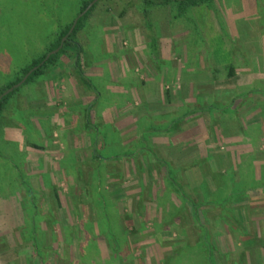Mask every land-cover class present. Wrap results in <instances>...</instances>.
Wrapping results in <instances>:
<instances>
[{"label":"rangeland","instance_id":"rangeland-1","mask_svg":"<svg viewBox=\"0 0 264 264\" xmlns=\"http://www.w3.org/2000/svg\"><path fill=\"white\" fill-rule=\"evenodd\" d=\"M83 1L0 0V93ZM211 4L183 12L174 3L99 0L75 46L8 99L0 237L9 244H0V264H224L218 253L236 257L246 241L263 264L264 0ZM106 57L120 66L111 70ZM231 88L230 99L217 100ZM234 94L243 96L234 102ZM216 100L233 107L221 111ZM192 112L190 125H176ZM139 148L147 150L143 194L124 163H95L100 153ZM148 150L169 164V180ZM35 209L34 240L25 221Z\"/></svg>","mask_w":264,"mask_h":264},{"label":"trees","instance_id":"trees-1","mask_svg":"<svg viewBox=\"0 0 264 264\" xmlns=\"http://www.w3.org/2000/svg\"><path fill=\"white\" fill-rule=\"evenodd\" d=\"M95 0H84L83 4L80 7V12L77 16V19L80 17V15L82 13H84L87 8L94 2ZM102 1V0H100ZM144 2H159V3H164V4H178L180 5V7L182 8V11L185 12L187 9L189 8H194V7H201V6H206L208 8H212V0H143ZM97 3L83 16L81 17L76 26L75 29L73 30V32L71 34L70 31L75 23L74 20L70 25H68L65 29L61 30L58 34H57V38H56V42L54 44H52L49 49L44 53L43 56H41L38 60H36L30 67L26 68L23 72H22V77H20L19 79H17L15 82L9 84L1 93H0V97H2L7 91H9L10 89L14 88L16 85H18L30 72H32L35 68L36 70L33 71L29 77L27 78L25 84H30L31 82L35 81L37 78H40L42 75H44L51 67H54L57 64V61L59 60V58L63 55L66 54V48L70 47V46H75V43L72 41L76 35L82 30L83 28V23L84 20L94 11L95 7H96ZM182 14V13H181ZM184 14V13H183ZM123 14L120 13V16H122ZM183 16V15H182ZM67 37V38H66ZM66 38V40L63 42V40ZM77 47V53L80 52V47ZM59 50L56 54H52V52ZM51 55V56H50ZM50 56V57H49ZM49 57V58H48ZM225 71L227 73L228 78H233L236 75V69L233 66H228L225 68ZM211 88H213L211 86ZM186 90V89H185ZM214 90V89H213ZM19 89H14L11 93H9L8 95L4 96L1 101H0V115L3 112L4 106L6 105V102L8 101L9 98H11L14 94L18 93ZM235 93V89H225L224 91H222L221 95H219L220 97L217 98V100L221 99L224 96H229L230 94ZM165 100L166 102H171L172 101V95L174 94L170 89L165 90ZM224 95V96H223ZM243 95H233L231 97V99L235 102L238 101L242 98ZM188 97L187 94H185V99ZM226 99H230L227 97H224ZM215 101L214 106L216 108H218L221 111L226 112L227 110H231L233 106H223L220 104V101ZM218 110V111H219ZM206 111H208V109H206ZM201 112V111H200ZM199 112V113H200ZM194 115V113L192 112V114H186V116H182V119L177 120L176 125L181 124L182 121H184L183 125L184 127H186V125H190L191 122V117ZM199 120H201L199 118ZM193 121V120H192ZM202 122L205 123L204 120H201ZM189 128V127H188ZM191 144H194L193 141L190 143H187L186 145H184L185 150H188L191 146ZM146 147V145L144 146ZM97 148V145H96ZM146 151L141 148H139V152L138 153H130V152H125L120 156H115L113 159H110L109 157L106 156H102L101 153L100 155L96 156V161L95 163L102 167H111V165H115L120 164L121 162L124 163V165H126V167H128L130 171H132L131 174H133L134 177H138V179H140V183H139V189H142V194L144 193V190H147V186L145 185L147 183V181H145V169L144 166L142 165L143 163V158L144 156H146ZM154 151V150H153ZM186 153H188L187 151H185ZM147 155L149 156H154L156 159V164L155 167H159V165H161V167H165V169H167V171L170 169L169 164L165 163L164 161H161L159 155H156L155 152H152L150 150H148ZM204 155V154H203ZM95 157V156H94ZM207 157V156H206ZM132 164H133V169H132ZM135 164V165H134ZM161 169V168H160ZM160 169H157V173H160ZM169 177H167V180H169V178L171 177V172L170 170L168 171ZM161 177V175H158V177ZM173 179V178H172ZM163 180V179H162ZM165 181V180H163ZM85 191H87V189H85ZM54 198L58 200V195L57 192L54 194ZM201 208V207H200ZM200 208L198 207H194L193 208V216L196 217V219L199 218V215H197L198 213L197 210H199ZM35 211V212H34ZM29 210L27 211L28 217L30 218L29 221H25L26 224H28L31 227V232L30 234L32 235V239H36V236L34 235V228L36 226L35 224V217H36V209L35 210ZM195 211V212H194ZM35 213L32 214V213ZM172 218H176L175 214L172 216ZM233 231V230H232ZM207 232H205L204 234H206ZM242 235H244V233H242ZM206 236H209L206 234ZM240 236V235H238ZM2 239V241H0V244H2L3 242H6V244L8 245L9 241L7 239V235L6 234H2L0 237V240ZM208 245V244H206ZM210 245V244H209ZM244 245V250L242 249V252L234 257L232 255V253H218V256H222L223 257V261L224 264H260L261 259H255L256 258V254L258 249L254 248V244L252 245V241H246V243H243ZM3 246V245H0ZM9 247V246H8ZM35 250H37V246L34 245ZM260 254V253H259ZM215 255V254H214ZM121 260V258H120ZM264 264V261H262ZM38 263V261H37ZM36 263V264H37ZM40 263V262H39Z\"/></svg>","mask_w":264,"mask_h":264},{"label":"water","instance_id":"water-1","mask_svg":"<svg viewBox=\"0 0 264 264\" xmlns=\"http://www.w3.org/2000/svg\"><path fill=\"white\" fill-rule=\"evenodd\" d=\"M99 0H95L88 8H87V10L84 12V13H82L81 15H80V17L75 21V23H74V25H73V27H72V29H71V31H70V33L69 34H71L72 32H73V30L75 29V26H76V24H77V22H78V20L81 18V17H83L97 2H98ZM67 38V37H66ZM66 38L63 40V42L66 40ZM59 50H56V51H54V52H52L51 53V55L52 54H56L57 52H58ZM50 55V56H51ZM49 56V57H50ZM48 57V58H49ZM36 70V68L33 70V71H35ZM32 71V72H33ZM32 72H30L18 85H16L14 88H12V89H10L9 91H7L2 97H0V101H1V99L4 97V96H6V95H8L9 93H11L14 89H17V88H19V87H21L25 82H26V80H27V78L29 77V75L32 73Z\"/></svg>","mask_w":264,"mask_h":264},{"label":"crops","instance_id":"crops-1","mask_svg":"<svg viewBox=\"0 0 264 264\" xmlns=\"http://www.w3.org/2000/svg\"><path fill=\"white\" fill-rule=\"evenodd\" d=\"M247 39L249 40V36L247 37ZM254 41H255V40H254ZM254 41H253V39H252V43H251V45H258L259 42H257V41L254 42ZM248 42H249V41H248ZM262 43H263V42H262ZM263 44H264V43H263ZM122 58H123V57H122ZM106 60L110 61L111 64L108 62L107 65H108V66L112 65L113 68H111V70H113V71H114V68H117V65H118V67L120 66L119 63H116V65H113V63L116 62V60H114L113 58H112V59H111V58L109 59V57H106V59H104V60L101 59L100 61H101V63H103V62L106 61ZM134 62L136 63V65H137V63H138V64L140 63L138 60H136V61H134ZM121 65H122V67H124V60H122V64H121ZM103 66H104V65H103ZM134 69H135L136 71L139 70V69L136 68V67H134L133 70H134ZM130 72H131V71H130ZM39 148H40V147H39ZM39 148H38V149H39Z\"/></svg>","mask_w":264,"mask_h":264}]
</instances>
